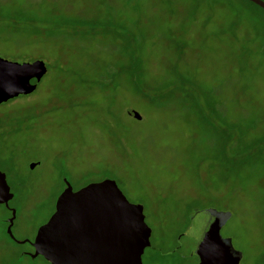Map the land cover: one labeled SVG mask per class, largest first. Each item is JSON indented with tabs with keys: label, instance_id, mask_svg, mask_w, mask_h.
<instances>
[{
	"label": "rangeland",
	"instance_id": "1",
	"mask_svg": "<svg viewBox=\"0 0 264 264\" xmlns=\"http://www.w3.org/2000/svg\"><path fill=\"white\" fill-rule=\"evenodd\" d=\"M246 14L264 20L244 0H0V58L47 67L0 106V264H49L28 255L65 180L143 207V264H198L208 209L231 214L240 264H264V31Z\"/></svg>",
	"mask_w": 264,
	"mask_h": 264
},
{
	"label": "water",
	"instance_id": "2",
	"mask_svg": "<svg viewBox=\"0 0 264 264\" xmlns=\"http://www.w3.org/2000/svg\"><path fill=\"white\" fill-rule=\"evenodd\" d=\"M246 1L264 10L262 0ZM46 74L43 61L19 64L0 58V106L33 94ZM129 115L140 120L134 111ZM35 166L32 164L30 168ZM13 198L6 175L0 172V205L8 209ZM15 217V211L11 210L7 235L13 241L11 228ZM230 219V213L214 209L195 213L193 230L198 264L241 263L242 254L220 235ZM150 237L143 207L130 204L115 181L90 183L74 192L65 180L55 212L38 230L31 243L33 253L28 256L42 257L49 264H143L142 256L151 245Z\"/></svg>",
	"mask_w": 264,
	"mask_h": 264
},
{
	"label": "trees",
	"instance_id": "3",
	"mask_svg": "<svg viewBox=\"0 0 264 264\" xmlns=\"http://www.w3.org/2000/svg\"><path fill=\"white\" fill-rule=\"evenodd\" d=\"M245 2H247L248 4H251L254 8L258 9L259 11H261L264 14V10H262L261 8L257 7L256 5L244 0ZM241 12V11H240ZM246 16L250 19V21L252 22V25L255 26L258 30L262 29L264 31V20L261 19V17H254L251 14H246Z\"/></svg>",
	"mask_w": 264,
	"mask_h": 264
},
{
	"label": "flooded vegetation",
	"instance_id": "4",
	"mask_svg": "<svg viewBox=\"0 0 264 264\" xmlns=\"http://www.w3.org/2000/svg\"><path fill=\"white\" fill-rule=\"evenodd\" d=\"M0 172L3 173V174H5V175H6V179H7V174L5 173V171H4L1 167H0ZM8 185H9V183H8ZM9 187H10V185H9ZM10 191H11V187H10ZM11 193H12V191H11ZM12 194H13V193H12ZM13 195H14V194H13ZM228 222H229V221H228ZM228 222H227V223H228ZM224 227H225V226H224ZM224 227H223V228H224ZM223 228H222V229H223ZM222 229H221V231H222ZM221 231H220V235H221ZM221 237H222V236H221ZM223 239H224V238H223ZM195 242H196V240H195ZM196 247H197V244H196ZM195 249H196V248H195ZM195 251H196V250H195ZM195 255H196V254H195ZM196 257H197V256H196ZM197 262H198V258H197Z\"/></svg>",
	"mask_w": 264,
	"mask_h": 264
}]
</instances>
